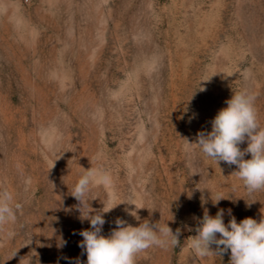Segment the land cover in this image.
<instances>
[{"label":"rangeland","instance_id":"obj_1","mask_svg":"<svg viewBox=\"0 0 264 264\" xmlns=\"http://www.w3.org/2000/svg\"><path fill=\"white\" fill-rule=\"evenodd\" d=\"M245 88L264 127V0H0V192L21 205L0 228V264H86L90 222L64 209L90 168L112 178L89 197L94 210L114 207L102 235L117 218L181 229L178 246L135 264H229L230 250L196 256L187 229L204 208L225 209L226 225L227 209L259 221L264 190L250 195L235 165L189 153L184 139L210 132Z\"/></svg>","mask_w":264,"mask_h":264},{"label":"clouds","instance_id":"obj_2","mask_svg":"<svg viewBox=\"0 0 264 264\" xmlns=\"http://www.w3.org/2000/svg\"><path fill=\"white\" fill-rule=\"evenodd\" d=\"M204 90L203 87L200 88V91ZM255 99V94L247 88L234 92L232 97L225 101L227 107L219 110L211 121L210 132L198 131L196 141L193 143L184 139L189 153L193 151L194 145L204 156L218 165L220 162L229 166L235 165L237 170L232 174L243 181L250 195L264 190V127L258 119ZM245 141L247 147L241 150L239 145ZM247 154H250V159L244 158ZM99 185L110 187L112 185L110 174L101 173L93 168L84 169V174L80 176L70 194L78 203L64 209L66 212L75 209L79 212L78 219L81 223L85 220L90 222V230L79 232L83 237L79 246L86 252V264H135L136 256L151 247L166 249L179 245L181 229L177 228L174 233L166 222L161 225L159 222L150 224L148 220H144L139 226L133 227L117 218L116 227L111 230L110 235H102V228L106 222L104 214L114 207L106 209L104 205L101 210H94L91 207L93 200L89 198L91 190L93 186ZM199 190L203 193L204 189ZM200 199L203 208L207 200L203 195ZM221 199L225 198L217 195L213 199L211 196L213 206L218 205ZM122 203L135 205L129 202ZM20 207V204L14 203L11 193L0 192V228L16 221V213ZM139 209L141 208L135 205V210L125 211L139 221L140 217L137 214ZM227 213L231 218L226 225L225 209H218L213 217L209 215L208 209L204 208L202 218H197V226L194 229H187L196 233L187 238L191 251L196 256L205 258L221 257L230 250L229 264H264V215L259 221L248 217L237 223L236 218L232 216V210L227 209ZM69 264H81V261L79 258L70 259Z\"/></svg>","mask_w":264,"mask_h":264}]
</instances>
